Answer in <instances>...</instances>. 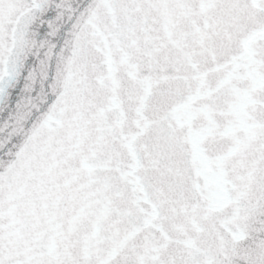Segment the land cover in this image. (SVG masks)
Masks as SVG:
<instances>
[{
    "label": "snow or ice",
    "instance_id": "snow-or-ice-1",
    "mask_svg": "<svg viewBox=\"0 0 264 264\" xmlns=\"http://www.w3.org/2000/svg\"><path fill=\"white\" fill-rule=\"evenodd\" d=\"M4 112L0 264H264V0H0Z\"/></svg>",
    "mask_w": 264,
    "mask_h": 264
},
{
    "label": "water",
    "instance_id": "water-1",
    "mask_svg": "<svg viewBox=\"0 0 264 264\" xmlns=\"http://www.w3.org/2000/svg\"><path fill=\"white\" fill-rule=\"evenodd\" d=\"M34 64H35V61L33 59H29L28 66L32 67V66H34ZM25 75H27V71H25ZM22 85H23V81L21 82V86ZM7 117H8V112H4V113L0 114V124H2L3 121L7 119ZM0 171H2V169H0Z\"/></svg>",
    "mask_w": 264,
    "mask_h": 264
}]
</instances>
